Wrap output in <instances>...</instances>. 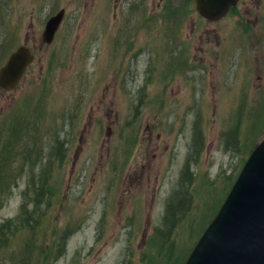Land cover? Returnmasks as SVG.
<instances>
[{"label":"rangeland","instance_id":"obj_1","mask_svg":"<svg viewBox=\"0 0 264 264\" xmlns=\"http://www.w3.org/2000/svg\"><path fill=\"white\" fill-rule=\"evenodd\" d=\"M21 44L34 60L14 90L0 88L2 138L19 129L0 223L26 202L33 211L8 252L72 225L48 264L187 258L264 139V0L218 21L195 0H0V66Z\"/></svg>","mask_w":264,"mask_h":264},{"label":"water","instance_id":"obj_2","mask_svg":"<svg viewBox=\"0 0 264 264\" xmlns=\"http://www.w3.org/2000/svg\"><path fill=\"white\" fill-rule=\"evenodd\" d=\"M241 0H195L208 21L224 18ZM66 15L61 8L46 21L43 41L51 44ZM34 60L27 44L19 45L0 66V88L14 90ZM184 264H264V139L253 149L219 211Z\"/></svg>","mask_w":264,"mask_h":264},{"label":"trees","instance_id":"obj_3","mask_svg":"<svg viewBox=\"0 0 264 264\" xmlns=\"http://www.w3.org/2000/svg\"><path fill=\"white\" fill-rule=\"evenodd\" d=\"M9 129L11 134H9L6 139H4L2 137L4 134L6 136L5 132L8 130V128L6 130H4L3 127L0 128V205L6 201V197L10 194L9 191L11 182L18 179L15 172L17 165L14 164L19 161H17V158H14L11 142L17 135V132H19V129L14 126L10 127ZM34 139H36V137ZM37 142L38 140H34V143ZM25 149L26 146L22 148V151ZM29 149H26L23 153L25 156L28 155ZM22 155H19L20 158H18V160L23 159ZM24 158L26 161L30 160L29 155ZM63 159L64 157L62 156L60 160L61 163L63 162ZM22 172V169L19 168L18 173L21 174ZM47 177V179L44 177L40 186L42 195L45 193H50L48 186L49 174ZM30 205V202H26L23 206H21V211L18 216L14 218H8L0 223V264H32L31 261L35 258L39 259V261H41L43 264H48L50 261L54 263L55 261H58L64 254L69 236L75 230H77L75 226L68 225L62 232H57L56 234L52 235V242L43 244V242H38L34 239L30 241H24L18 250L13 252L9 250L8 252L10 246L7 242L13 238L11 237L12 235H15L16 233L19 234V230L21 228H18V226L21 224V221H29L30 213L33 211V206L31 207ZM32 218L31 220L34 221L36 216L32 215ZM187 251L190 250L186 248L184 250L178 251L179 256L174 257V264H184L186 260V254L188 253ZM7 255L8 259H4Z\"/></svg>","mask_w":264,"mask_h":264}]
</instances>
